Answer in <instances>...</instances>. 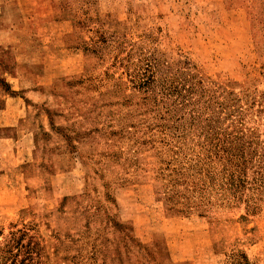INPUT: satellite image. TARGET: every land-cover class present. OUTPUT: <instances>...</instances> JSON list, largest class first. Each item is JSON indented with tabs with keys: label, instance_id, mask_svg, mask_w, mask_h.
Segmentation results:
<instances>
[{
	"label": "rangeland",
	"instance_id": "rangeland-1",
	"mask_svg": "<svg viewBox=\"0 0 264 264\" xmlns=\"http://www.w3.org/2000/svg\"><path fill=\"white\" fill-rule=\"evenodd\" d=\"M242 132L264 142V0H0V247L264 264V188L166 197L175 150Z\"/></svg>",
	"mask_w": 264,
	"mask_h": 264
},
{
	"label": "trees",
	"instance_id": "trees-1",
	"mask_svg": "<svg viewBox=\"0 0 264 264\" xmlns=\"http://www.w3.org/2000/svg\"><path fill=\"white\" fill-rule=\"evenodd\" d=\"M251 133L248 135L242 132L241 135L227 137L222 141L218 139L208 145L199 143L175 150L165 168L173 170L176 175L170 188L166 189L168 202H181L189 206L186 201H181L180 197L187 201L194 197L191 206H207L210 203L207 178L220 176L221 173L234 197H240L241 194L238 193L241 191L243 193L248 185L253 190L263 189L264 142L262 145L255 142L253 132ZM199 148L200 150H197ZM172 163L178 166L171 167ZM218 166H223L222 171L218 170ZM169 176H173V173L171 172ZM180 185H184L191 195L186 196L184 189L178 188ZM190 187L192 188L189 189ZM29 230L31 228H27V231ZM27 231L18 229L12 232L8 243L0 247V264H45L43 258L47 256L41 252L40 243L33 242L32 236H29L26 244L24 243L28 236Z\"/></svg>",
	"mask_w": 264,
	"mask_h": 264
}]
</instances>
